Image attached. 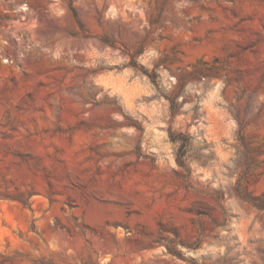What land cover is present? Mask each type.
Here are the masks:
<instances>
[{
    "label": "rangeland",
    "instance_id": "1",
    "mask_svg": "<svg viewBox=\"0 0 264 264\" xmlns=\"http://www.w3.org/2000/svg\"><path fill=\"white\" fill-rule=\"evenodd\" d=\"M0 264H264V0H0Z\"/></svg>",
    "mask_w": 264,
    "mask_h": 264
},
{
    "label": "trees",
    "instance_id": "2",
    "mask_svg": "<svg viewBox=\"0 0 264 264\" xmlns=\"http://www.w3.org/2000/svg\"><path fill=\"white\" fill-rule=\"evenodd\" d=\"M73 11H74V14L76 15V11H75V9H73Z\"/></svg>",
    "mask_w": 264,
    "mask_h": 264
}]
</instances>
